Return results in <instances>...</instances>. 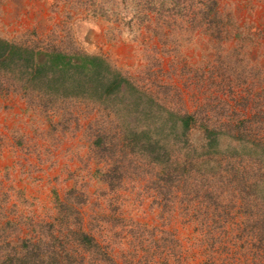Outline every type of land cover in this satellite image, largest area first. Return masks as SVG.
Masks as SVG:
<instances>
[{"label":"rangeland","instance_id":"374dc122","mask_svg":"<svg viewBox=\"0 0 264 264\" xmlns=\"http://www.w3.org/2000/svg\"><path fill=\"white\" fill-rule=\"evenodd\" d=\"M0 38L100 55L143 91L127 90L130 95L101 107L77 98L42 108L0 90L4 251L29 239L43 253L52 246L85 264L91 255L71 235L78 228L112 264H204L199 239L207 228L193 225L177 206L162 214L142 157H150V126L166 123L169 136L179 139L175 115L185 113L220 132L215 149L204 147L199 130L190 132L188 143L178 142L183 149L228 152L264 165V0H0ZM101 121L116 136L120 124L142 132L125 135L128 152L118 151L119 140L109 143L116 157H100L90 130ZM116 159L123 176L109 188L99 174ZM236 222L237 215L226 224L227 234H213L232 238ZM151 229L152 238L162 230L171 234L172 255L150 249ZM220 242L212 249L213 264H259L233 241Z\"/></svg>","mask_w":264,"mask_h":264},{"label":"trees","instance_id":"16d2710c","mask_svg":"<svg viewBox=\"0 0 264 264\" xmlns=\"http://www.w3.org/2000/svg\"><path fill=\"white\" fill-rule=\"evenodd\" d=\"M1 89L18 92L28 104L42 108L54 106L60 100L77 98L101 107L108 101H118L126 96V93L130 95L133 92H143L127 77L113 70L100 55L80 50L65 51L49 45L41 47L38 42L16 44L0 38ZM127 90H131V93ZM102 110L104 111V108ZM116 113L119 115L115 107L114 118L118 121ZM175 117L179 123L176 133L180 136L179 139L172 138L175 135L169 136L170 130L166 123L153 124L150 126V136L147 137V143H150V157H142L144 162L147 159L146 164L150 166V172L144 174L150 177V190L155 192V205L159 206L162 214L172 212L174 206H177L180 214L187 215L193 225L207 228V234L199 239L200 243L204 244L207 257L204 264H213L212 249L223 240L233 241L232 244L242 255L247 253L254 263L262 264L263 162L245 156H230L227 155L228 152L217 155L202 152L195 155L194 150H189L190 145L186 146H190L189 148L183 149L184 144L179 145L178 142L188 143L190 132L198 130L201 132L204 147L208 150L211 147L215 149L212 142L220 128L199 122L192 115L185 113ZM105 123L110 124L108 121ZM95 124L90 134L92 145L96 147L100 157L109 156V153V157H116L114 149H109V143L117 144L119 140L124 143L118 151L121 154L123 151L128 152L125 151V135H137L142 132V128L138 129L137 126L131 128L128 124H120L117 127L119 135L116 136L110 134L109 129L100 127L104 121H101L99 126ZM173 126L174 123H171V132L176 130ZM226 148L235 149L232 146ZM117 161L112 160L111 167L99 174L100 180L109 188L118 187L121 183L123 174L118 171ZM235 215L239 217V222L234 223L236 234L232 238L228 237L227 240V235L219 237L213 234V230H222L219 232L227 234L226 224L230 223V219ZM153 233L154 230L151 229L150 249L159 255L169 249L172 255V248L169 247L173 241L171 234L162 230L157 238H152ZM71 235L75 238V243L91 255V259L85 264H97L98 259L112 264L106 251L100 248L91 236L78 228ZM19 241L20 245L8 252L4 251L5 244H0V264H74V260L70 261L72 256L67 250L63 251V255H59V251L56 252V248L51 246L47 248V253H43L40 251V244H33L29 239ZM82 260L83 258H80L78 264H81Z\"/></svg>","mask_w":264,"mask_h":264}]
</instances>
